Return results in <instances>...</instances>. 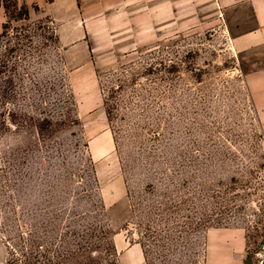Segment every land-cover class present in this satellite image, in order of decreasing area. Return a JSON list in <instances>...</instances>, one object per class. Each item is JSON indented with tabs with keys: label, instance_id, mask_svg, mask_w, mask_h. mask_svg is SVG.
Returning a JSON list of instances; mask_svg holds the SVG:
<instances>
[{
	"label": "rangeland",
	"instance_id": "rangeland-1",
	"mask_svg": "<svg viewBox=\"0 0 264 264\" xmlns=\"http://www.w3.org/2000/svg\"><path fill=\"white\" fill-rule=\"evenodd\" d=\"M81 7L90 73L37 6L0 0V264H119L134 245L143 264H244L264 242V130L221 9ZM159 182L185 201L138 211Z\"/></svg>",
	"mask_w": 264,
	"mask_h": 264
},
{
	"label": "crops",
	"instance_id": "crops-1",
	"mask_svg": "<svg viewBox=\"0 0 264 264\" xmlns=\"http://www.w3.org/2000/svg\"><path fill=\"white\" fill-rule=\"evenodd\" d=\"M233 32L235 47L245 54L252 69L244 79L259 110L264 130V0H214ZM37 6L54 23L65 66L69 70L94 69L91 38L84 23L82 5L89 0H21ZM6 21L0 10V34ZM117 243V242H116ZM118 248V244H116ZM138 245L120 248L119 264H143Z\"/></svg>",
	"mask_w": 264,
	"mask_h": 264
},
{
	"label": "trees",
	"instance_id": "trees-1",
	"mask_svg": "<svg viewBox=\"0 0 264 264\" xmlns=\"http://www.w3.org/2000/svg\"><path fill=\"white\" fill-rule=\"evenodd\" d=\"M149 162V161H148ZM143 168H147V166H149L148 170L151 169V167H153V162H149V164L147 165V162H144L143 164ZM132 169H130L131 171V180H133V176H134V166L131 165L130 166ZM138 168V167H137ZM129 172V174H130ZM157 189L163 191V194H162V199L160 201L156 200L155 198H152L149 199V200H144V201H141L142 197L140 196V192L135 196V207L138 208L140 211L141 209H145V211H149V212H152V209H158L162 212H164L166 209H167V205L173 203L175 205L177 204H181L182 201L184 202L185 199L182 198V195L183 193H181L179 195V193H177V191H175V189L172 190V187H169L168 183L167 182H159V184H157ZM179 196H177L176 194ZM173 197V199H171ZM182 200V201H181ZM142 203H146L143 208H142ZM166 222V218H165V221Z\"/></svg>",
	"mask_w": 264,
	"mask_h": 264
},
{
	"label": "built area",
	"instance_id": "built-area-1",
	"mask_svg": "<svg viewBox=\"0 0 264 264\" xmlns=\"http://www.w3.org/2000/svg\"><path fill=\"white\" fill-rule=\"evenodd\" d=\"M246 260L244 264H264V242Z\"/></svg>",
	"mask_w": 264,
	"mask_h": 264
}]
</instances>
